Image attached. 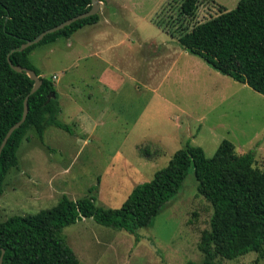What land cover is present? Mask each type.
Here are the masks:
<instances>
[{"label": "rangeland", "instance_id": "374dc122", "mask_svg": "<svg viewBox=\"0 0 264 264\" xmlns=\"http://www.w3.org/2000/svg\"><path fill=\"white\" fill-rule=\"evenodd\" d=\"M185 1L105 0V25L86 47L58 50L64 42L58 39L29 53L30 63L54 83L57 119L72 126L73 135L47 127L44 146L33 130L27 133L18 165L3 183L0 222L50 209L62 196H93L97 208H119L187 144L210 158L227 140L239 154L253 151L257 167H264V97L169 42L239 0H188L189 17L181 12ZM136 34L144 43L127 49L125 36ZM119 38L114 49L105 48ZM92 39L101 58L89 55ZM212 212L190 171L180 193L133 234L82 219L59 236L80 264H201L198 243ZM214 263L264 264V257L216 256Z\"/></svg>", "mask_w": 264, "mask_h": 264}, {"label": "trees", "instance_id": "16d2710c", "mask_svg": "<svg viewBox=\"0 0 264 264\" xmlns=\"http://www.w3.org/2000/svg\"><path fill=\"white\" fill-rule=\"evenodd\" d=\"M187 1L181 5L185 17L192 14ZM91 4V0H0V145L21 120L26 98L28 107L24 122L0 153V196L6 176L18 165L17 151L30 130L44 146L47 127L73 135V127L57 119L61 108L54 83L30 63L29 53L96 24L99 15L48 34L23 51L18 48L86 13ZM177 44L211 69L264 97V0H239L230 11L221 7L217 16L180 34ZM9 62L35 73L40 86L33 94L34 81L26 73L14 71ZM190 171L197 193L213 210L209 229L202 232L198 243L204 256L201 264H215L216 256L234 260L251 252L264 257V167H257L253 151L239 154L231 142L222 140L210 158L200 147L187 144L150 181L136 185L119 208H97L93 196L76 201L62 196L50 209L0 222L2 264H80L59 236L64 227L92 219L100 226L133 234L149 226L159 210L180 193Z\"/></svg>", "mask_w": 264, "mask_h": 264}, {"label": "crops", "instance_id": "0c3cea01", "mask_svg": "<svg viewBox=\"0 0 264 264\" xmlns=\"http://www.w3.org/2000/svg\"><path fill=\"white\" fill-rule=\"evenodd\" d=\"M104 4H105V0H102V2L100 1V11L98 13L99 15V20L96 24L94 25H87V26H84L83 28L79 29L78 31L74 32L69 38L65 39V38H61L64 40L63 43H60L59 46H58V50L59 49H63V50H69V49H78V48H83V47H86L88 45L87 43V39L89 36H92V34H94L101 26L102 24L105 25L104 21H103V17L102 16V11H104ZM153 21V20H152ZM154 22V21H153ZM155 23V22H154ZM156 24V23H155ZM157 25V24H156ZM158 26V25H157ZM159 27V26H158ZM104 28V27H103ZM161 28L163 31L164 29L162 27H159ZM166 32V31H164ZM167 33V32H166ZM169 34V33H168ZM91 38V37H90ZM125 38H127V43H125L123 41V43L127 46V49H129L130 47H134L135 45H138L139 47L141 46L142 42L138 40V37H137V34L135 35V38L133 36H125ZM124 39V38H119L118 40H114L112 39L111 43L108 44L105 48L109 51L110 49H114L115 48V45L116 44H119L120 42H122L121 40ZM58 40V39H57ZM56 40V41H57ZM56 41L51 43V44H56ZM170 43H174L177 45V39H174L172 36H170V40H169ZM91 43H92V49L91 51H89V55H92L97 58H101L100 55H99V51L100 50H97L95 46V44L93 43V39L91 40ZM87 44V45H86ZM124 46V47H126ZM160 47V46H159ZM140 50V49H139ZM69 67H67L65 70H67ZM40 72V71H39ZM56 80V79H55ZM71 83V86L73 87V83ZM54 89H55V86H54ZM74 90L76 91L75 87H74ZM56 92V90H55ZM79 92V91H78ZM57 93V92H56ZM58 94V93H57ZM58 101H59V95H58ZM61 108V107H60ZM61 113V111H60ZM59 113V114H60ZM97 118V117H96ZM63 123V122H62Z\"/></svg>", "mask_w": 264, "mask_h": 264}, {"label": "water", "instance_id": "95a60500", "mask_svg": "<svg viewBox=\"0 0 264 264\" xmlns=\"http://www.w3.org/2000/svg\"><path fill=\"white\" fill-rule=\"evenodd\" d=\"M92 4H91V8L89 11H87L86 13H83L81 15H78L76 17H73V18H70L64 22H62L61 24L51 28V29H48L44 32H42L38 37H36L34 40L32 41H28L26 43H24L23 45L20 46V48H18V51H23L25 50L26 48L30 47V46H33L34 44L38 43L40 40H42L46 35L48 34H52L54 32H57L59 30H62L63 28L71 25L72 23L76 22V21H79V20H82L84 18H87V17H90V16H93V15H96L99 13L100 11V1L99 0H91ZM10 66L12 67V69L16 72H24L26 73V75L32 80L34 81V85L30 91V94H33L40 86V82L38 80V78L36 77L35 73L31 70H27V69H24L20 66H12V64L9 62ZM53 97V95H50L48 96V100H50L51 98ZM27 112H28V107H27V98L24 100V106H23V114H22V118L19 122H17L14 126H12L9 131L7 132L6 136L4 137V139L2 140V143L0 145V153H1V150L3 149V147L5 146L8 138L10 137V135L12 134V132L16 129L19 128V126L24 122L25 118H26V115H27ZM2 256H3V251H2V254H1V257H0V264H2Z\"/></svg>", "mask_w": 264, "mask_h": 264}, {"label": "built area", "instance_id": "2783aa9c", "mask_svg": "<svg viewBox=\"0 0 264 264\" xmlns=\"http://www.w3.org/2000/svg\"><path fill=\"white\" fill-rule=\"evenodd\" d=\"M56 79V77H53V80H55Z\"/></svg>", "mask_w": 264, "mask_h": 264}]
</instances>
